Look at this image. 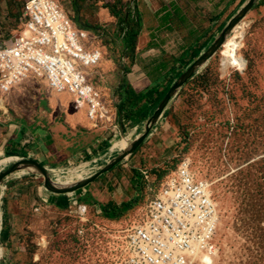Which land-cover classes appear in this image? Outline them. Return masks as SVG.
<instances>
[{"label":"rangeland","instance_id":"rangeland-1","mask_svg":"<svg viewBox=\"0 0 264 264\" xmlns=\"http://www.w3.org/2000/svg\"><path fill=\"white\" fill-rule=\"evenodd\" d=\"M55 1L71 20L79 17L82 26L95 29L94 44L103 49V59L120 62L127 74L131 54L119 52L118 37L122 33L128 37V14L141 21L136 12L138 0H130L128 6H123L122 0L110 5H105V0ZM24 2L0 0V29H4L0 43L14 39ZM122 7L126 21L115 16L118 11L122 13ZM112 15L118 20L108 24L114 21ZM226 41L220 52L179 90L135 152L93 183L76 188L79 190L74 193H85L79 203H88L94 195L113 211L100 214L92 200L88 214L77 215L69 210V199L53 203L56 191L44 190L43 198L51 204L39 198L38 190L44 185L38 174L24 169L10 176L0 189V264H122L120 231L132 225L146 206L143 171L152 174L151 179L158 178L154 184L157 186L159 180L176 171L184 158L189 159L196 175L212 184L220 209L217 251L214 257L209 255L213 264H264V0H258ZM230 46L235 66L228 64L224 70L222 60ZM102 74L103 79L96 81H105ZM49 94L53 93L46 91L44 83L34 79L15 87L9 95L0 94V173L22 159L42 165L38 159L19 153L14 138L16 127L31 131L48 127L54 108L49 107ZM103 97L108 109L103 119L89 121L90 127L78 126L76 131L57 130L59 135H66L72 155L64 156L60 165H42L53 183H68L71 187L72 182H87L94 177L146 133L163 99L149 107L142 101L124 99L119 109L127 116H118L114 121ZM119 121L122 138L103 140L106 132L115 136L114 127L120 126ZM56 122L63 124V113ZM116 175L128 195L122 208L104 199L108 187L102 185L112 183ZM15 184L18 190L11 189ZM23 192L28 198L21 197ZM70 193L60 197L69 198ZM205 255L195 250L193 255L188 254L189 264H207L202 259Z\"/></svg>","mask_w":264,"mask_h":264},{"label":"built area","instance_id":"built-area-1","mask_svg":"<svg viewBox=\"0 0 264 264\" xmlns=\"http://www.w3.org/2000/svg\"><path fill=\"white\" fill-rule=\"evenodd\" d=\"M14 39L0 45V94L30 80L46 91L69 96L73 109H86L88 120L108 114L96 83L103 59L96 34L78 26L55 0H25ZM146 206L138 219L122 228V264H189L186 254L217 251L220 213L209 182L184 158L175 172L159 180L143 171ZM69 202V210L86 216L89 206Z\"/></svg>","mask_w":264,"mask_h":264},{"label":"crops","instance_id":"crops-1","mask_svg":"<svg viewBox=\"0 0 264 264\" xmlns=\"http://www.w3.org/2000/svg\"><path fill=\"white\" fill-rule=\"evenodd\" d=\"M115 0H105V5L115 3ZM249 0H138L136 12L141 18L140 31L134 44L130 45L125 37V33L120 34L119 44L121 45L119 52L130 53V65L127 74L122 70V66L114 61H102L99 64V71L105 74V81H99L96 84L98 90L102 92L111 110L114 121L118 116L126 118V114L122 115L119 107L122 106V100H136L140 96V100L149 107L152 102L157 99L163 90L172 85L185 70L200 57L219 37L224 27L245 7ZM130 0H122L123 6L127 5ZM123 8V7H122ZM125 8L122 9V14L125 17ZM106 11L109 10L106 6ZM79 14H77L78 16ZM113 16V15H112ZM132 17L128 14V17ZM114 21L107 22L114 24L117 22L115 16ZM123 17V18H124ZM127 18V14H126ZM7 22V17H4ZM125 19V18H124ZM80 18L75 19V23L81 28L93 32L95 29L84 27L80 22ZM126 21V19H125ZM110 28V27H109ZM112 28V26H111ZM114 29V28H113ZM4 30V29H2ZM0 29V35H2ZM97 35V34H96ZM127 35V34H126ZM2 43H0L1 45ZM132 50V53L130 51ZM103 52V49H100ZM132 88L135 95L126 92V89ZM155 92L150 98V93ZM58 96L49 94V107L54 106L53 113L48 127L40 131V129L31 131L22 126L16 127L17 137L14 138L16 148L19 153L26 154L28 157H34L44 164L60 165L64 161V156H71L72 150L67 145V137L57 130L61 127L64 132L69 130H77L78 126H89V120L86 117V109H73L69 96ZM51 97L53 100H51ZM51 102V104H50ZM67 106H61L66 103ZM121 104V105H120ZM44 113V112H43ZM60 113L64 114L63 124H58L56 119ZM91 124V123H90ZM120 126H115V136L111 132H106L103 140L114 141L122 138V121H119ZM129 124V123H128ZM54 125V126H53ZM111 125V124H110ZM113 125V123H112ZM120 127V128H119ZM14 129L12 127L11 131ZM21 131V133H20ZM1 132V131H0ZM113 132V131H112ZM53 133V134H51ZM21 134V137H20ZM51 134V135H50ZM13 136V135H12ZM19 143V145L17 144ZM96 147V145L94 146ZM161 147V146H159ZM163 148V147H162ZM54 160V161H53ZM45 167V166H43ZM22 179H20V182ZM101 182V181H100ZM116 185L119 187L116 188ZM15 184L11 189L18 190ZM19 186V185H18ZM108 187V191L104 194L105 200L109 203L113 201L117 206L122 208L125 205L128 195L126 189L119 184L117 175L112 183H104L102 187ZM101 187V188H102ZM10 189V190H11ZM45 188L40 187L38 196L44 202L43 198ZM74 189L69 198L63 199L58 196L57 191L53 198V203L63 202L66 200L70 203L80 197L82 200L83 192L80 194ZM98 195L99 192H96ZM58 196V197H57ZM23 199L28 198L24 192L21 194ZM30 197V195H29ZM87 198H83L86 200ZM73 200V202H72ZM94 201V207L97 212L104 213L113 210H108L106 203L97 200L96 196L88 199V206ZM47 203V202H46ZM108 203V204H109ZM51 204V203H47ZM126 206V205H125ZM56 208V207H55Z\"/></svg>","mask_w":264,"mask_h":264},{"label":"water","instance_id":"water-1","mask_svg":"<svg viewBox=\"0 0 264 264\" xmlns=\"http://www.w3.org/2000/svg\"><path fill=\"white\" fill-rule=\"evenodd\" d=\"M258 0H249L245 7L241 10L239 14H237L228 25L221 31L219 37L215 40V42L208 48L206 52H204L198 59H196L186 70L182 73V76L175 81L168 89L166 94L164 95L162 101L160 102L159 106L157 107L153 117L149 120L147 125L146 133L141 135V137L135 142L133 147L120 153L109 165H107L103 170L97 173L94 177L89 179L87 182H74L71 187H67L68 184L63 183H53L51 181V177L48 174V171L45 167L40 165L38 162L31 160V159H22L13 165H11L6 171L0 173V189L3 183L13 174H17V172L21 170H28L32 174H38L40 177L43 178V185L44 188L57 191L59 195L65 194L68 192H72L77 187L87 186L90 183L96 181L102 174L106 171H109L117 164L121 163L126 157L135 152L143 143L144 139L147 137L148 133L152 129V127L158 122V120L163 115L164 110L167 108L168 104L173 100V98L177 95L179 90L191 79L198 71V69L204 65L208 60H210L214 55L221 49L222 43L226 40L227 37L231 35L233 29L242 21L244 20L248 14L252 11L255 4Z\"/></svg>","mask_w":264,"mask_h":264},{"label":"trees","instance_id":"trees-1","mask_svg":"<svg viewBox=\"0 0 264 264\" xmlns=\"http://www.w3.org/2000/svg\"><path fill=\"white\" fill-rule=\"evenodd\" d=\"M115 16L118 17L120 20L121 19L122 20L124 19L123 18L124 17V14H122V13L119 14V11L115 13ZM129 25H130V31L128 33L127 41H128V43L130 45H132L133 41H135L136 36L138 35V32L140 30L141 21L138 19V22H137V19H134V18L130 17L129 18ZM135 26L137 28H135ZM170 86H168V88L166 90H163L160 93L161 95H159L157 97V99H155V101L152 102L153 103L152 106L155 105V104H157V103H159L161 101V98L164 97V95L166 94V92L168 91V89H169ZM126 92L129 94L128 95L129 96L128 98H130L131 95H135V92H134V90L131 87L129 89H126ZM154 93L153 92L150 93V98L153 97ZM140 99H141L140 96H137L136 101H141ZM2 234L4 235V237L1 235V238L5 240V236L6 235H5V233H2Z\"/></svg>","mask_w":264,"mask_h":264},{"label":"bare ground","instance_id":"bare-ground-1","mask_svg":"<svg viewBox=\"0 0 264 264\" xmlns=\"http://www.w3.org/2000/svg\"><path fill=\"white\" fill-rule=\"evenodd\" d=\"M245 20V19H244ZM244 20H242L234 29H233V31L234 30H236L237 28H238V26L244 21ZM241 28V27H240ZM233 33V32H232ZM227 39V38H226ZM226 41V40H225ZM224 41V42H225ZM228 41V40H227ZM226 41V42H227ZM232 41L233 40H230L229 42L230 43H232ZM222 43V46H221V48L222 47H224L223 45L226 43ZM232 46H230L227 50H225V52H224V58H223V60H222V62H223V64H222V69H227L226 67H227V65L229 64V65H231V66H235V55H234V50L231 48ZM220 52V51H219ZM48 92V91H47ZM112 114V113H111ZM110 115V114H109ZM91 123H94V121H91V120H89ZM73 183V182H72ZM63 184H68V183H63ZM209 186H210V189L212 188V184L211 183H209ZM77 188H80V187H77ZM216 204H217V202H216ZM217 208H218V204H217ZM218 210H220L219 208H218ZM220 219H221V216H220V218H219V221H220ZM219 221H218V223H219ZM217 227H218V225H217ZM217 232H218V230H217ZM217 232H216V234H217ZM203 252V251H202ZM203 254H208V255H205V256H203L202 257V259H203V261L204 262H206L207 264H213V258H211V257H214L215 255H213L214 254V252H212V253H208V252H203ZM187 255V259H188V261H189V263H190V257H188V254H186ZM192 255H193V253H192ZM211 257H210V256Z\"/></svg>","mask_w":264,"mask_h":264}]
</instances>
